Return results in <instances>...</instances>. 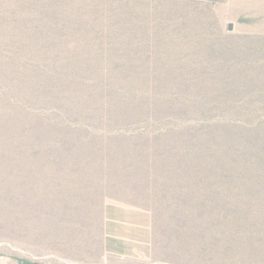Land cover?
<instances>
[{
	"label": "rangeland",
	"instance_id": "obj_1",
	"mask_svg": "<svg viewBox=\"0 0 264 264\" xmlns=\"http://www.w3.org/2000/svg\"><path fill=\"white\" fill-rule=\"evenodd\" d=\"M0 264H264V0H0Z\"/></svg>",
	"mask_w": 264,
	"mask_h": 264
}]
</instances>
